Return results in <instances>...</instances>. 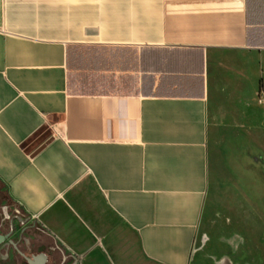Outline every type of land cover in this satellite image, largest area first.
I'll return each mask as SVG.
<instances>
[{"label":"crops","instance_id":"crops-1","mask_svg":"<svg viewBox=\"0 0 264 264\" xmlns=\"http://www.w3.org/2000/svg\"><path fill=\"white\" fill-rule=\"evenodd\" d=\"M261 95L264 0H0V264H193L215 113L255 148Z\"/></svg>","mask_w":264,"mask_h":264},{"label":"rangeland","instance_id":"rangeland-1","mask_svg":"<svg viewBox=\"0 0 264 264\" xmlns=\"http://www.w3.org/2000/svg\"><path fill=\"white\" fill-rule=\"evenodd\" d=\"M210 141L206 215L192 254L193 264H264V144L252 146L247 114L233 134L218 128ZM15 217L16 230L28 220L0 183V223ZM61 257V256H60ZM63 259V258H62ZM14 264V258L7 259ZM21 264H25L22 262Z\"/></svg>","mask_w":264,"mask_h":264},{"label":"water","instance_id":"water-1","mask_svg":"<svg viewBox=\"0 0 264 264\" xmlns=\"http://www.w3.org/2000/svg\"><path fill=\"white\" fill-rule=\"evenodd\" d=\"M4 215H5V218H7V215L5 212H4ZM12 232H13V226H12V224H10V232L6 235L0 234V245H2L4 242H6L8 240V238L11 236ZM8 244L15 248V245L12 244V242H8ZM24 259L28 264H44L46 261V257L43 254H40V255L33 257L31 259H29V258H24Z\"/></svg>","mask_w":264,"mask_h":264},{"label":"flooded vegetation","instance_id":"flooded-vegetation-1","mask_svg":"<svg viewBox=\"0 0 264 264\" xmlns=\"http://www.w3.org/2000/svg\"><path fill=\"white\" fill-rule=\"evenodd\" d=\"M17 221H18V220H17L15 217H12V218H9V219H8V223H9V225H8V229H10V223H11L12 226H13V232H12V233H14V223L17 222ZM18 240L22 241L23 244H24V246H25L26 248L33 247V244H32L29 240H27V239H25V238L22 237V234H21V236L18 238Z\"/></svg>","mask_w":264,"mask_h":264},{"label":"trees","instance_id":"trees-1","mask_svg":"<svg viewBox=\"0 0 264 264\" xmlns=\"http://www.w3.org/2000/svg\"><path fill=\"white\" fill-rule=\"evenodd\" d=\"M259 162L264 165V160L260 159Z\"/></svg>","mask_w":264,"mask_h":264},{"label":"built area","instance_id":"built-area-1","mask_svg":"<svg viewBox=\"0 0 264 264\" xmlns=\"http://www.w3.org/2000/svg\"><path fill=\"white\" fill-rule=\"evenodd\" d=\"M261 101L264 102V95H261Z\"/></svg>","mask_w":264,"mask_h":264}]
</instances>
